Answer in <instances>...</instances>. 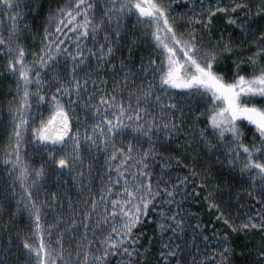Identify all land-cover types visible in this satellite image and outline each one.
Wrapping results in <instances>:
<instances>
[{
  "label": "snow or ice",
  "instance_id": "1",
  "mask_svg": "<svg viewBox=\"0 0 264 264\" xmlns=\"http://www.w3.org/2000/svg\"><path fill=\"white\" fill-rule=\"evenodd\" d=\"M174 4L62 0L34 32L37 0H0V264H264V0ZM62 172L75 197L47 191ZM189 199L224 227L193 225Z\"/></svg>",
  "mask_w": 264,
  "mask_h": 264
},
{
  "label": "trees",
  "instance_id": "2",
  "mask_svg": "<svg viewBox=\"0 0 264 264\" xmlns=\"http://www.w3.org/2000/svg\"><path fill=\"white\" fill-rule=\"evenodd\" d=\"M38 3H42L41 0H37ZM101 3H103V0H101ZM42 5V4H41ZM46 13V9L45 6L41 7L39 10H33V11H29L28 15H30V17L34 18L33 19V23L32 28L33 31L36 32L37 25L40 23V21L43 19L44 15ZM27 15V16H28ZM223 26V22L221 20V16L217 15L216 19L213 21V25H212V29L214 32L218 31V29L220 27ZM42 28V26H41ZM39 41V36H37V42ZM30 47L34 48V45H29ZM3 61H0V64H2ZM111 81L109 80V83ZM12 84L11 78L5 77L3 80H0V105L5 106L4 108L0 109V150H2L4 143H6V137L4 136L3 133V129L5 124L8 121V114H7V109H6V104L8 99H10L14 93H15V88L14 86H10ZM37 108V106L35 104H33L32 107V111ZM84 114L81 113V117L83 118ZM201 121L204 120V117H200ZM169 150L173 151L176 155H181L180 152H176L175 148L172 146H169ZM161 151H163V149H161ZM25 156L30 155L32 157L31 159V163L33 164H39L42 161L43 155L42 153H38L34 150L33 147H28L27 152L24 153ZM183 158V156L181 157ZM87 159V158H86ZM102 157L100 158L101 162H102ZM159 158H157V161L151 165V167L154 169V171H159ZM171 165L173 169H176L177 172H183V167L182 166H177L175 161H171ZM94 167L98 168V165H94ZM165 172H168L169 169H165ZM3 176V173L0 172V177ZM60 176L62 177V180L64 181V183L61 184H57L55 182V177L53 176L52 179H50L49 183L46 184V188L47 191L50 192H56L58 197L62 196V194H71L72 196H76V189L73 185V181L71 179V174L68 172H62L60 173ZM175 177V173H173V179ZM0 183H2V179H0ZM101 181L98 179V177H94L93 182L91 184V187L93 189V192L98 194V186L100 185ZM63 199H67L66 195H63L62 197ZM2 203V202H0ZM241 204H246L248 207L252 206V201L249 200H243L241 201ZM5 208H7V205H4ZM183 207L186 210H190L191 214L193 215V219H192V224L195 225L197 219H199L206 227L208 228H212L213 226L216 229H220L222 227H224L221 222L219 221H214L212 219V211L210 209H208L207 205L203 202V200H196V199H189L187 201L183 202ZM247 211V208L245 209H234V211ZM5 215H7V213H5ZM16 223L20 226H23V221L21 220H17ZM188 235L186 237L187 241H191L192 236H193V232L191 229H188ZM209 236L210 239V246L211 247H215V243L216 240L219 239L218 236L214 237V233L209 231L206 233ZM159 238L158 237H154L152 240L153 245H156L157 240ZM243 239L245 238H238V242H242ZM262 239L261 234L256 232L253 233L252 237H251V243L255 244L256 242L260 241ZM195 243L197 244V246L200 248L201 250V255H203L204 253H207L209 256V259H211V253L209 252V250L207 248H205L204 243H202V237L200 236H196L195 238ZM193 251H195V249H193ZM245 257L239 256L237 255V257L233 260L232 264H239V262L241 260H243ZM205 264H207V262H205Z\"/></svg>",
  "mask_w": 264,
  "mask_h": 264
},
{
  "label": "rangeland",
  "instance_id": "3",
  "mask_svg": "<svg viewBox=\"0 0 264 264\" xmlns=\"http://www.w3.org/2000/svg\"><path fill=\"white\" fill-rule=\"evenodd\" d=\"M41 1H42V3H41L42 7L45 6V9H46L45 15H47L49 7H55L57 5V3L62 2V0H41ZM190 2H191V0H176V4L180 5L182 8L186 7L187 4ZM176 4H174V7L176 6ZM97 14H99V13H97ZM33 19L34 18L30 17V15L27 16V21L31 24L33 23ZM221 20H222V18H221ZM36 31H42V28L40 27L39 29H36ZM46 111H47L46 108H39V109L35 108L33 110V112L36 114L37 119H39L40 112H46ZM144 147H147V144H145Z\"/></svg>",
  "mask_w": 264,
  "mask_h": 264
}]
</instances>
